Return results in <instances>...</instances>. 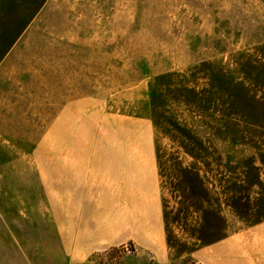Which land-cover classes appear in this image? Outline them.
Returning <instances> with one entry per match:
<instances>
[{
	"label": "rangeland",
	"instance_id": "1",
	"mask_svg": "<svg viewBox=\"0 0 264 264\" xmlns=\"http://www.w3.org/2000/svg\"><path fill=\"white\" fill-rule=\"evenodd\" d=\"M154 110L199 134L209 169ZM180 166L211 204L174 192ZM120 218L175 264H264V0H0V260L23 230L47 264L72 236L100 262L140 258L108 244Z\"/></svg>",
	"mask_w": 264,
	"mask_h": 264
},
{
	"label": "crops",
	"instance_id": "2",
	"mask_svg": "<svg viewBox=\"0 0 264 264\" xmlns=\"http://www.w3.org/2000/svg\"><path fill=\"white\" fill-rule=\"evenodd\" d=\"M86 209L87 208H85L84 210L86 211ZM117 216L120 215L117 214ZM154 216L156 218V226H158V217L156 215ZM87 219L88 218H86V221ZM119 220H120V225L118 226L107 225V224L105 226V228L109 230L108 232L115 230L119 233L117 237L115 236V238L109 239L108 244L110 245L121 244L131 240L135 244L136 249L140 248L145 252H147L146 254H139L140 258H136V259L132 258L126 261L100 262L92 258L93 255L92 253L102 250L100 248L101 242H97L96 239L91 241L90 240L91 238L87 237L88 240L83 241L81 244L82 246H80L78 240L80 241V239L82 240V238H78V237L75 238V236L74 237L72 236V248H71L72 254H61L66 259H69V261H67L66 263L67 264H175L176 263L175 260L171 259V257L166 252V250L160 247L159 243L156 245L155 242H153L152 240L146 239L147 243L144 242L145 244L144 245L141 238L138 235H136L133 228H131V226L127 227L128 224L124 222L125 221L124 219L120 218ZM0 227L4 229V226H0ZM87 230L88 228H86V231ZM29 232L26 233L25 230L22 231L23 233L22 236L24 237L23 241H27V243L25 244L24 248H21L22 251L20 253L15 252L16 248L12 251L9 257V264H47V254H45V252L41 254V245L43 246L45 251L46 236H42L41 238L40 232L38 234V237L35 232L34 233H29ZM11 234L13 236V239H15L13 229ZM1 237L2 236H0V246L2 242ZM31 242L34 244L32 248L33 251H30V249H28L30 248ZM12 243L13 242H11V244ZM238 257H239L238 254H221V257L216 256L214 259L215 260H218V258L220 259L218 261L219 263L215 262L216 264H235L238 260L237 259ZM2 262L3 261L0 260V264H3Z\"/></svg>",
	"mask_w": 264,
	"mask_h": 264
},
{
	"label": "trees",
	"instance_id": "3",
	"mask_svg": "<svg viewBox=\"0 0 264 264\" xmlns=\"http://www.w3.org/2000/svg\"><path fill=\"white\" fill-rule=\"evenodd\" d=\"M162 116L163 118L161 119ZM152 117H153V122L156 128H160V131L164 134L173 132L174 137H175L174 140L179 141L180 146L183 149V151L195 157L197 161L203 162L201 160L203 158V153L201 152V149L204 150L207 148L208 150V147H205L203 142L197 138L199 134L197 132L195 133L194 129L189 128L188 126L182 124L174 117L168 118L167 122L164 123V117H165L164 110H162V112L160 111L158 112L154 110ZM189 138H192L195 141L196 140L198 141L196 142H197V145L200 146L199 150L198 149L195 150L188 146L187 140L189 141ZM214 153H218L216 148L214 149ZM158 157H159V150H158ZM219 157H221V155H219L218 158ZM203 163H206V165H208V169L210 168V165H211L210 162H203ZM180 169L185 177L184 179L178 182L172 181L171 187L174 189V192L180 191V189H184L186 190L188 195L195 193L194 198H191L194 201V203L199 204V205H203L205 203L211 204V199H210L211 190L209 188L208 182H206L204 177L200 174L199 169L191 168V167L190 168L182 167V166H180ZM160 175L163 176V174H160ZM197 188H200L201 190H203V192H200V193L197 192L196 190Z\"/></svg>",
	"mask_w": 264,
	"mask_h": 264
}]
</instances>
